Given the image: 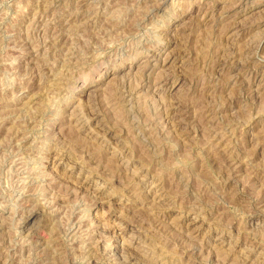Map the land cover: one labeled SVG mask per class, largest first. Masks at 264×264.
Returning a JSON list of instances; mask_svg holds the SVG:
<instances>
[{
    "label": "rangeland",
    "instance_id": "1",
    "mask_svg": "<svg viewBox=\"0 0 264 264\" xmlns=\"http://www.w3.org/2000/svg\"><path fill=\"white\" fill-rule=\"evenodd\" d=\"M264 264V0H0V264Z\"/></svg>",
    "mask_w": 264,
    "mask_h": 264
},
{
    "label": "bare ground",
    "instance_id": "2",
    "mask_svg": "<svg viewBox=\"0 0 264 264\" xmlns=\"http://www.w3.org/2000/svg\"><path fill=\"white\" fill-rule=\"evenodd\" d=\"M126 259H124V260H126L127 262H131L132 261V259H131V257H125ZM131 264H132V262H131Z\"/></svg>",
    "mask_w": 264,
    "mask_h": 264
}]
</instances>
